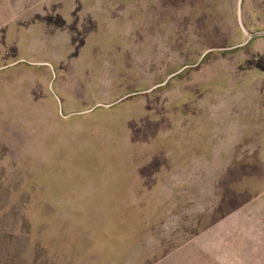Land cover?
Here are the masks:
<instances>
[{"label": "rangeland", "instance_id": "obj_1", "mask_svg": "<svg viewBox=\"0 0 264 264\" xmlns=\"http://www.w3.org/2000/svg\"><path fill=\"white\" fill-rule=\"evenodd\" d=\"M246 199L264 0H0V264H152Z\"/></svg>", "mask_w": 264, "mask_h": 264}, {"label": "crops", "instance_id": "obj_2", "mask_svg": "<svg viewBox=\"0 0 264 264\" xmlns=\"http://www.w3.org/2000/svg\"><path fill=\"white\" fill-rule=\"evenodd\" d=\"M154 264H264V201L247 202Z\"/></svg>", "mask_w": 264, "mask_h": 264}, {"label": "trees", "instance_id": "obj_3", "mask_svg": "<svg viewBox=\"0 0 264 264\" xmlns=\"http://www.w3.org/2000/svg\"><path fill=\"white\" fill-rule=\"evenodd\" d=\"M230 185H231V183H229V184H224V186L223 187H221L222 189H229L230 188ZM241 196H244V195H241ZM243 199H245L244 197H243ZM224 201H230L231 199H227V198H224L223 199ZM232 201V200H231ZM247 201H248V199H246V200H242L241 202H239L238 204H237V206H236V208H235V206L233 207V208H231V209H228V211L227 212H225V213H223L219 218H217V219H215V220H213L212 222H209V224L207 225V226H205L203 229H201V230H199V231H197L196 232V234L194 235V236H196L197 234H199V233H201L202 231H204L205 229H207V228H209L215 221H217V220H219L220 218H222V217H224L225 215H227V214H229V213H231V212H233V211H235V210H237V209H239V208H241L245 203H247ZM193 236V237H194ZM192 237V238H193ZM191 239V238H190ZM27 245H28V254H32L33 252H34V250H36V249H38V248H42V246H44L43 245V241L40 239V238H38V237H33V235H31V236H29L28 238H27ZM173 251V250H172ZM171 251V252H172ZM54 254H51V257L53 256ZM160 259V258H159ZM158 260H156L155 262H157ZM154 262V263H155ZM154 263H152V264H154Z\"/></svg>", "mask_w": 264, "mask_h": 264}]
</instances>
